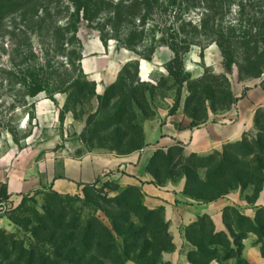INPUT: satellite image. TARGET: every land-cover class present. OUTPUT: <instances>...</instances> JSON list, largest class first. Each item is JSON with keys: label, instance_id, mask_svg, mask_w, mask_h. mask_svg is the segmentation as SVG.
Here are the masks:
<instances>
[{"label": "rangeland", "instance_id": "374dc122", "mask_svg": "<svg viewBox=\"0 0 264 264\" xmlns=\"http://www.w3.org/2000/svg\"><path fill=\"white\" fill-rule=\"evenodd\" d=\"M142 1L0 0V169L21 161L59 167L67 155L140 152L146 148V125L169 117L189 127L231 121L248 90L264 82L261 49L259 73L242 41L232 44L236 62L228 71L217 44L192 27L207 5H215L224 36H242L250 23L255 34L264 0H176L167 12L169 0H154L144 25L143 6L131 9ZM116 13L123 20L118 24ZM130 13H136L134 23L126 17ZM177 18L192 26L175 36L171 26H179ZM134 29L144 30L145 40L132 49L126 39ZM171 34L193 40L182 59L174 61L172 50L160 43ZM80 57L91 62L96 80L84 73ZM39 85L44 91L31 97L29 91ZM256 120L264 124V109ZM256 120L254 130L238 141L243 145L200 156L176 147L173 160H160L155 168L163 182L184 177L185 194L194 201L197 194H220L218 199L229 197L233 204L224 210L226 236L214 226L212 231L207 220L202 229L186 232L194 246L190 264H258L249 262V249L264 264V241L246 219L259 216L264 222V156L248 154L256 151ZM128 187L108 180L75 195L37 187L21 194L19 203L0 191V264H172L164 257L175 249L169 227L167 241L160 223L143 225L148 216L137 209L143 197L134 195L132 209L119 200Z\"/></svg>", "mask_w": 264, "mask_h": 264}, {"label": "crops", "instance_id": "0c3cea01", "mask_svg": "<svg viewBox=\"0 0 264 264\" xmlns=\"http://www.w3.org/2000/svg\"><path fill=\"white\" fill-rule=\"evenodd\" d=\"M81 67L88 77L96 80L98 73L91 62L84 58ZM264 109V82L248 90L232 120L206 122L196 127L179 125L169 117L159 124L145 127L146 148L129 155L88 153L79 156L67 155L48 164H27L21 161L14 168L0 169V191H5L7 201L19 203L21 194L37 187L60 195H75L86 186L104 181H115L121 186H135L143 194L144 205L150 210L162 209L172 236L174 251L164 255L172 264H190L188 255L194 246L186 237L187 229L200 218L207 216L216 232H226L224 210L233 205L229 197L212 202H197L186 196V179L177 177L157 183L147 170L154 152L181 147L187 154L206 155L220 150L224 145L240 141L246 133L254 130L256 113ZM3 203H0L2 209ZM256 258V260H254ZM248 260L262 264L260 255L248 250Z\"/></svg>", "mask_w": 264, "mask_h": 264}, {"label": "trees", "instance_id": "16d2710c", "mask_svg": "<svg viewBox=\"0 0 264 264\" xmlns=\"http://www.w3.org/2000/svg\"><path fill=\"white\" fill-rule=\"evenodd\" d=\"M175 1L176 0H169V3L164 8V10H165L164 12H167L168 9H170V7H173L175 5ZM214 1L215 0H213L212 2L214 3ZM153 2H156V1H154V0L153 1L152 0H143L142 3H135L131 7V9H136V7H138V5L143 6L144 15H142L141 19H140V21L142 22V25H144L147 20H150L151 11L153 9ZM215 7L217 8V6H215V5H212V6L207 5L205 12L202 13L199 24H196L194 26H192L191 21L185 22L184 19L177 18V21H179V26H177V28L173 29V26H174V23H173V25L171 26L173 33L176 36L177 31L179 33L184 32L185 26H192L194 28L195 32L203 33L209 42L216 43L217 46L219 47V49L221 50V53H222V56L224 58V61H225V64H226L228 71L231 70L232 65L236 62L235 52L231 49V46H232V44H235L241 40L242 41L241 44L244 45V47L246 49V51H244V55H246V58L248 59V61H250L251 59L254 60V62L251 64L252 66L254 65L252 67L253 71H258L260 73L262 70V67H263V56L261 53L262 52L264 53V11L262 12V19L263 20H262L261 27L256 28L255 34L252 33L254 24L250 23V25L248 26L247 32H244V34L242 36H237L235 38H231L228 36H224V34L221 33L220 24H219V22H217L218 19H216L217 12L215 11V9H216ZM126 15H127L126 17L133 20V23H134V17L136 15V13L135 14L130 13V14H126ZM113 18H114V21H116L115 22L116 24L123 21L122 15L120 13L114 14ZM248 22H250V21H248ZM234 26L236 27V25H234ZM114 27H116V26H114ZM170 30H171V28H170ZM117 31H118V29L115 28L114 32L117 33ZM168 31L169 30L167 29V32ZM143 35H144V30L137 31V29H134L132 32L127 34L126 46L128 48L134 49L136 45L144 42L145 38L143 39ZM169 41H171V42H169ZM153 42L154 41L152 40V43L149 46V50L151 49L150 50L151 52H153V50L155 48ZM160 43L167 45L172 50V52L174 54V61H175V60L182 59L183 56L186 53H188L191 44H193V40H191L189 38H183V39L177 40V38H175L173 36V34H171L169 36V38H164V36H162L160 39ZM260 49L262 50L261 53H260ZM80 60H81V57H80L79 61ZM81 71L82 70H80V72ZM72 84H77V81L72 82L71 85ZM43 91L44 90L39 85V86H36L35 90H31L29 92H30V96L34 97ZM258 114H259V111L256 113L255 120H256V117ZM255 125L258 129L257 138L255 140H253L254 148L256 149V151L250 150V152L248 154L249 155H262V156H264V124L262 125L256 120ZM244 142L245 141L242 140L241 142L230 143V145H237L239 143L240 144L242 143V145H243ZM227 145H229V144H227ZM175 148L176 147H172L166 152H164L162 150H158L154 154L150 163L148 164L147 170L152 174V176L154 177V179L156 180L157 183H163V181L159 179V175H158L157 170L155 168L159 167V164L161 161L162 162L163 161L171 162L173 160V158L171 157L172 156L171 153L173 152V150ZM174 165L175 164H173L172 167ZM222 166L223 165L220 164V167L217 168L218 173L220 172V176H222V174L224 173ZM260 171L261 172L263 171L262 167H260ZM184 174L188 177L187 173H184ZM92 186L95 187L96 185L94 184ZM86 187H88V186H86ZM187 189H188V184H186L185 192L187 191ZM134 195L140 200L143 197V194H142L140 188L135 187V186H130L126 189V191H124L122 194H120L119 200L124 201V203H123L124 206H127V208L130 207L132 209L131 204L133 202L132 198L134 197ZM219 197H220V194L214 195V196L209 197V198L204 197L202 194H197L192 198H194L197 201L208 203V202L215 201ZM6 199H7V195H6ZM137 209H139L143 213L147 214V216H148L146 220L142 221L143 225L149 226V224L152 221H156V222L160 223L163 227V232H165L166 238L168 241V238H169L168 224L165 221V218L163 216V214H164L163 210L162 209L150 210L143 204L137 205ZM261 211H262V209H259L257 211V214L259 215L260 213H262ZM134 213H135V211H134ZM263 215H264V213H263ZM246 219L251 224L250 231L255 233L262 241H264V222L261 220V218L259 216H256L254 220H251L249 218H246ZM205 220L210 221L211 228L213 231V224L207 216L200 218L199 222H198L199 225H197V223L193 224L187 229V231L189 229H191L193 226H199L200 229H202L203 228V222ZM146 232H147V230H146ZM187 235H188V233H187ZM221 235L226 236V234L223 232H221ZM109 236H110V233H109ZM111 238H112V236H111ZM168 243H170V239H169ZM262 244H263L262 256L264 257V242H262ZM168 247H171V244ZM163 250L165 251V250H167V248H165ZM191 254H193V252H190L188 256L190 257ZM31 263H33V260L31 261Z\"/></svg>", "mask_w": 264, "mask_h": 264}]
</instances>
